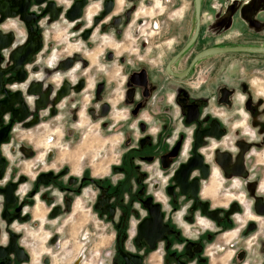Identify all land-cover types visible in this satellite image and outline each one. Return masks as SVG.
<instances>
[{
  "label": "flooded vegetation",
  "instance_id": "1",
  "mask_svg": "<svg viewBox=\"0 0 264 264\" xmlns=\"http://www.w3.org/2000/svg\"><path fill=\"white\" fill-rule=\"evenodd\" d=\"M138 2L0 0V264H51L60 250L84 264L96 229L102 264H264L262 99L241 71L198 67L207 58L177 77L199 36L169 68L190 37L154 60L167 25L134 19ZM112 122L115 163L55 159ZM34 128L43 141L20 137Z\"/></svg>",
  "mask_w": 264,
  "mask_h": 264
},
{
  "label": "rangeland",
  "instance_id": "2",
  "mask_svg": "<svg viewBox=\"0 0 264 264\" xmlns=\"http://www.w3.org/2000/svg\"><path fill=\"white\" fill-rule=\"evenodd\" d=\"M147 1V0H146ZM156 3L159 4L160 7L156 6ZM168 6V5H167ZM164 3L162 4L160 0H150L148 1V4H137L135 13L139 12L135 16L134 19H142L143 21L147 19H153L154 21L160 19H164V24L167 25V30H165L166 34L163 35V32L160 33L164 37L161 38L157 43H151L152 46H158V50H156L155 53L156 56L154 60L157 58V62H162L163 60V53H166V48L164 45H170V43H175L177 46L181 45L183 41L185 42L193 32V23L187 24L186 32L184 33L182 31V22L176 21H170L166 20L165 17H168L172 13H177V6L172 7L171 5L167 7ZM164 13L163 15H161ZM171 13V14H170ZM182 11H180L179 14H181ZM177 15V14H176ZM163 22V21H162ZM165 28V26H164ZM164 30V29H163ZM184 33V34H183ZM135 37L132 35L131 39L127 40L126 43L128 44V47L134 48ZM155 40V38H154ZM153 40V42H154ZM202 41V42H201ZM210 44L204 43L202 38H199L198 42L194 44V46L190 49V53L194 54L198 52L201 49L208 48ZM104 46L97 47L93 49H89V51L85 50L87 54L89 52H93L92 55H88L87 58L93 62L94 55H99L101 53V48ZM212 47V46H210ZM154 48V47H153ZM177 47H175L176 49ZM260 57L264 58V54H228L224 56H212L205 60H203L198 67L201 69H207V68H214V67H221V68H227L230 70H236L241 71L242 74H244L243 78L249 82V84L252 86L254 91V99H262V103L264 105V64L263 65H256L252 66V64H247V58L249 60H252L253 58L259 59ZM255 67V68H253ZM236 72V73H239ZM239 98H240V92H238ZM259 97V98H258ZM264 121V118H263ZM93 127L89 129L88 131L86 129H83L82 133L77 136V138L71 143L70 140L63 142L61 144V149H58L55 159L58 161H64L69 163L70 165H74V163H83L86 164H92V165H109L116 162V157L118 156L120 152V148L122 147L121 141L122 137L120 134L119 126H115L114 123H111V133L109 134H102V131L98 130L97 124L92 125ZM41 129L34 128L31 131L30 135H21L26 137V139H29L31 141H35L37 139H40L41 141L44 140V135L41 136L40 134ZM98 132L100 133V136H98ZM56 137L59 139V133L56 134ZM42 138V139H41ZM25 142V141H24ZM46 142V141H45ZM44 146L45 148H49V144ZM69 143V144H68ZM36 148V156L32 159L30 163L37 164L40 160L43 154L44 149L34 145ZM67 149V150H66ZM258 165H260V178L261 181H264V148L258 152V156L255 161ZM30 163H27L26 166H28ZM263 165V166H262ZM36 170H32V173L34 174ZM233 192H236V194H241V190L239 189H233ZM226 193V188L222 189V194ZM232 193V192H230ZM221 201L225 203L224 196H221ZM224 199V200H223ZM243 219V217H242ZM241 223L238 225L240 226ZM94 240L93 242H90L87 246V249L85 251V260L84 264H102L103 263V256L105 253L104 247H105V241H103V237L101 235V232L97 229L94 230ZM39 241H37L38 243ZM247 246V245H246ZM39 253V252H38ZM76 251H72V255H74ZM54 258L52 259L51 264H70L69 258L62 259L61 257L64 254V251H58L57 253L54 252ZM58 254V255H57ZM57 255V256H56ZM35 261L38 260V258L34 259Z\"/></svg>",
  "mask_w": 264,
  "mask_h": 264
},
{
  "label": "crops",
  "instance_id": "3",
  "mask_svg": "<svg viewBox=\"0 0 264 264\" xmlns=\"http://www.w3.org/2000/svg\"><path fill=\"white\" fill-rule=\"evenodd\" d=\"M148 1L139 0V4ZM160 1L178 7L169 20L182 22L184 33L187 24L193 23L194 27L193 0ZM199 37L212 47L264 46V0H201ZM247 64L261 66L264 58H247Z\"/></svg>",
  "mask_w": 264,
  "mask_h": 264
},
{
  "label": "water",
  "instance_id": "4",
  "mask_svg": "<svg viewBox=\"0 0 264 264\" xmlns=\"http://www.w3.org/2000/svg\"><path fill=\"white\" fill-rule=\"evenodd\" d=\"M193 7H194V29L192 32V35L188 39V41L185 43V45L180 49V51L176 54L175 57L172 58L170 61L168 68L172 63H174L182 54H184L186 51H188L192 45L196 42L199 32H200V13H201V0H193ZM5 47V46H4ZM3 48V47H1ZM31 50L28 48H25L23 51L25 60L30 55ZM228 54H264V46H234V47H220V46H214V47H208L206 49H203L198 54L194 56L191 63L189 64L188 69L181 75H178L177 77H184L188 71L195 65L198 61L203 60L205 58H209L212 56H220V55H228ZM8 62L14 63V60L10 57L8 58ZM25 62L24 60L22 61ZM167 68V70H168ZM19 69V68H18ZM7 71H1L0 69V87L6 80H4V75ZM170 73V71L168 70ZM8 82V81H7ZM6 82V83H7Z\"/></svg>",
  "mask_w": 264,
  "mask_h": 264
},
{
  "label": "bare ground",
  "instance_id": "5",
  "mask_svg": "<svg viewBox=\"0 0 264 264\" xmlns=\"http://www.w3.org/2000/svg\"><path fill=\"white\" fill-rule=\"evenodd\" d=\"M118 2V1H117ZM123 2V1H122ZM156 6H158V7H160L159 6V4L158 3H156ZM137 14H139V12H136L135 14H134V18H135V16L137 15ZM110 42H112V41H110ZM114 43V42H113ZM111 44V43H110ZM116 44V43H115ZM113 46V45H112ZM118 47V46H117ZM115 49V48H114ZM117 49V48H116ZM46 144L45 145H47V142H45ZM216 189V188H215Z\"/></svg>",
  "mask_w": 264,
  "mask_h": 264
}]
</instances>
